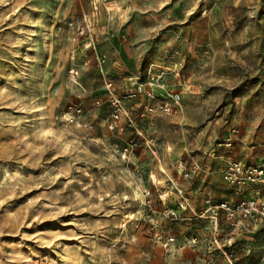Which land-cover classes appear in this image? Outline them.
I'll return each instance as SVG.
<instances>
[{
	"label": "rangeland",
	"instance_id": "1",
	"mask_svg": "<svg viewBox=\"0 0 264 264\" xmlns=\"http://www.w3.org/2000/svg\"><path fill=\"white\" fill-rule=\"evenodd\" d=\"M149 72L120 131L107 82ZM232 160H264V0H0V264H202L193 217L240 197Z\"/></svg>",
	"mask_w": 264,
	"mask_h": 264
},
{
	"label": "built area",
	"instance_id": "2",
	"mask_svg": "<svg viewBox=\"0 0 264 264\" xmlns=\"http://www.w3.org/2000/svg\"><path fill=\"white\" fill-rule=\"evenodd\" d=\"M97 8L95 4L92 13L83 15V25L82 28L80 27L81 34L87 33L86 28L91 26L90 22L94 19ZM105 63V57H101L99 64ZM157 78L155 74L149 72L148 83H141L132 88L124 89L120 96H116L113 92V83L107 82L106 89L109 91V103L112 107L110 117L115 125L120 128V131L131 123L126 104L140 96L149 99L154 98V81ZM167 95L172 103L176 105L180 103V93L169 92ZM161 102V111L171 113L172 106L167 101ZM95 103L101 104L100 100H96ZM146 107L148 111L154 110L150 106ZM83 109L81 101L70 103L65 112L66 121L70 124H81ZM232 133L237 134L238 129H232ZM225 145L232 147L233 141L229 139ZM135 147L136 144L131 142L123 148V155L127 156ZM179 168L183 175H190V171H187L186 164L183 162H179ZM221 174L229 188L240 193L242 198L236 201L214 200L207 195L202 208L193 217L196 221L202 222V238L198 237L197 234L192 235L189 243L197 246L202 242V252L206 264H240L242 250H239L240 245L233 239L232 232L237 231L240 236L248 233L260 241L257 253L253 254L252 250L249 253L246 251L252 260L251 264H264V160L256 163L232 160L221 169ZM169 241L173 242L174 238H170ZM218 255L222 256L227 263H217L215 257Z\"/></svg>",
	"mask_w": 264,
	"mask_h": 264
},
{
	"label": "crops",
	"instance_id": "3",
	"mask_svg": "<svg viewBox=\"0 0 264 264\" xmlns=\"http://www.w3.org/2000/svg\"><path fill=\"white\" fill-rule=\"evenodd\" d=\"M258 162H260V161H258ZM188 171H190V169ZM195 171H196L195 175H199L200 172H201L199 169H196ZM220 173H221V170H220ZM232 192H234V191H232ZM207 195L208 194H205V193L203 194V196H202V202H201L200 207L203 206L204 199L206 198ZM241 198H242L241 195H240V197H232L230 199V201H236V200L241 199ZM232 233H233V239L238 243V245H240L239 250H242V255L240 256L241 260L239 261V263L240 264H251L252 260H250V258L248 257L247 252L249 253L251 250H252V253L253 254H255V253L258 252L259 246H260L259 239L256 240L254 238V235H249L248 233L242 234V236H240L237 231H234ZM240 241L242 243H239ZM215 261L217 263H227L226 260L222 256H220V255H218V256L215 257ZM202 264H206V262L204 260V254H203V252H202Z\"/></svg>",
	"mask_w": 264,
	"mask_h": 264
},
{
	"label": "snow or ice",
	"instance_id": "4",
	"mask_svg": "<svg viewBox=\"0 0 264 264\" xmlns=\"http://www.w3.org/2000/svg\"><path fill=\"white\" fill-rule=\"evenodd\" d=\"M45 135H50V133H45Z\"/></svg>",
	"mask_w": 264,
	"mask_h": 264
}]
</instances>
